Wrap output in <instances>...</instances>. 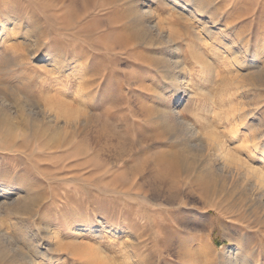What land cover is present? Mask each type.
Returning <instances> with one entry per match:
<instances>
[{
  "label": "rangeland",
  "instance_id": "rangeland-1",
  "mask_svg": "<svg viewBox=\"0 0 264 264\" xmlns=\"http://www.w3.org/2000/svg\"><path fill=\"white\" fill-rule=\"evenodd\" d=\"M0 91V264H264V0H0Z\"/></svg>",
  "mask_w": 264,
  "mask_h": 264
},
{
  "label": "bare ground",
  "instance_id": "bare-ground-1",
  "mask_svg": "<svg viewBox=\"0 0 264 264\" xmlns=\"http://www.w3.org/2000/svg\"><path fill=\"white\" fill-rule=\"evenodd\" d=\"M144 13H146V15L148 14V17H152V11L151 10H149V9H146L145 11H144ZM148 20H149V18H148ZM160 27V26H159ZM159 27L156 25V24H154V26H150V28H154V29H159ZM160 30H158V32H159ZM162 31V30H161ZM160 33V32H159ZM246 63H248V65H254V58H251V59H248V60H246L245 61ZM2 91H0V124L1 125H5V124H7L8 123V119H13L14 117H18L17 116V113L19 112V111H22V112H25L27 115L29 114V113H31V110H29L28 109V111L25 109V107H24V105H28V104H24V105H20L19 104V106H21L20 108H16L15 109V107L16 106H18V104L14 107V105L15 104H13V101H14V98H11V97H9V98H11V99H9V100H7L6 98H5V96H6V94H2L1 93ZM186 92V88H182L181 87V85L179 84V82L177 81V79H175V82H174V85H172V87H171V93L173 94V99H174V101H175V103H177L178 101H179V99H181V97H182V95H183V93H185ZM164 94V93H163ZM21 101V100H20ZM17 110H19V111H17ZM167 111V110H166ZM172 112H173V110H172ZM36 114V113H35ZM54 114V113H53ZM53 114H51V117L49 116L48 117V120H49V122H52V124L54 125V126H57V114L56 115H53ZM65 114V113H64ZM20 115V114H19ZM43 115V114H42ZM47 117V116H46ZM24 118V117H23ZM22 118V119H23ZM37 118V117H36ZM41 118V117H40ZM66 119V118H65ZM69 120H71V119H69ZM74 121V120H73ZM68 122V121H67ZM70 122V121H69ZM68 122V123H69ZM73 123H76V122H73ZM14 124V123H13ZM70 124V123H69ZM74 125V124H73ZM14 126H15V124H14ZM66 126V125H65ZM75 126V125H74ZM259 148V151L262 153V154H264V146H259L258 147ZM221 154V153H220ZM222 155V154H221ZM185 160V159H184ZM184 162V161H183ZM241 166H243L242 165V163L240 164ZM246 166V165H245ZM251 166H253V165H251ZM247 167V166H246ZM211 168V167H210ZM247 168H249V166L247 167ZM214 170V169H213ZM248 171H246L248 174H250L251 175V177H252V181L248 184V186H249V188H248V186H247V188H248V190H252V191H254L253 193H256L255 194V201L257 202V203H259V204H262L261 206H264L263 205V203H264V169L262 168V166H260V167H253V168H249V169H247ZM212 171V170H211ZM211 171H209V170H207L206 171V174L207 175H210V174H214V172H211ZM219 174V173H218ZM254 175V176H253ZM211 176V175H210ZM214 176V175H213ZM222 177V176H221ZM211 179V178H210ZM253 197V196H252ZM253 199V198H252ZM8 206H9V203H7V202H2L1 204H0V216L4 213V211H5V209H8ZM263 208V207H262ZM15 209V208H14ZM80 228H82V229H79V233L81 232H86L87 234H91V232L92 233H96L98 236H100V238L101 237H103V233H105L106 235H108L107 236V238L108 239H112V235H114V233H113V231H114V228H109V227H107V226H102L98 231L95 229L94 231H92V228L91 227H81L80 226ZM4 235H5V232L2 230V228H1V226H0V238L1 239H4V240H7L8 241V238L7 239H5V237H4ZM8 236V235H7ZM3 241V240H2ZM11 241V240H10ZM7 244H9V243H7ZM4 246V245H3ZM6 250H8V249H6ZM12 250V249H11ZM10 250V251H11ZM14 250V249H13ZM81 257L82 256H86L85 258L88 260V263L89 264H110V261H108V260H106V257H104V256H101V255H99V254H97L95 251H89V252H82L81 254ZM102 255H104V254H102ZM35 256V255H34ZM234 256V254L232 255L231 253H230V256H228V260H227V264H235L236 262V258L235 257H233ZM27 256L25 255V253L23 252V251H20V252H18V255H17V258L15 257V259H14V264H22L20 261L22 260L23 261V259H25ZM81 257H80V259H81ZM28 258V257H27ZM84 258V257H83ZM84 258V259H85ZM108 258V257H107ZM28 260V259H27ZM26 260V261H27ZM31 260V259H30ZM82 260V259H81ZM32 261H33V259H32ZM31 262V261H30ZM26 263V262H25ZM87 263V262H86ZM87 263V264H88ZM33 264V263H32Z\"/></svg>",
  "mask_w": 264,
  "mask_h": 264
}]
</instances>
